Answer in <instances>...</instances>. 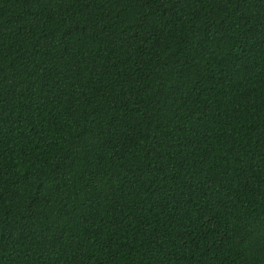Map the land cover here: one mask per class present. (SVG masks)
Here are the masks:
<instances>
[{
  "label": "trees",
  "instance_id": "1",
  "mask_svg": "<svg viewBox=\"0 0 264 264\" xmlns=\"http://www.w3.org/2000/svg\"><path fill=\"white\" fill-rule=\"evenodd\" d=\"M0 264H264V0H0Z\"/></svg>",
  "mask_w": 264,
  "mask_h": 264
}]
</instances>
